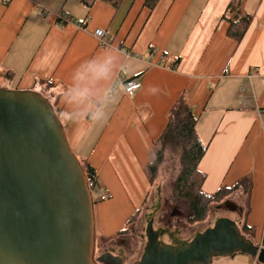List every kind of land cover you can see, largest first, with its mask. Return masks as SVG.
I'll return each instance as SVG.
<instances>
[{"label": "crops", "instance_id": "0c3cea01", "mask_svg": "<svg viewBox=\"0 0 264 264\" xmlns=\"http://www.w3.org/2000/svg\"><path fill=\"white\" fill-rule=\"evenodd\" d=\"M145 2L0 0V89L40 94L42 85L54 82L51 98L67 145L97 173V250L112 249L115 241L103 238H113L147 202V165L181 99L199 117L197 133L208 146L199 165L206 175L202 191L214 195L249 177L250 192L239 191L247 202L239 223L251 228L248 238L262 247L264 0H239L241 16L252 18L241 42L228 34L233 0H159L153 11ZM63 14L78 24L60 23L57 16ZM99 29L111 40L107 47L94 36ZM105 61L106 77L88 84L82 101L70 102L68 89L81 83L77 72ZM122 79H136L142 88L129 97ZM172 239L168 232L161 240L173 244ZM120 244L125 253L127 240ZM139 244L140 257L146 239L140 236ZM135 255L132 264L140 260ZM212 264L253 261L236 254Z\"/></svg>", "mask_w": 264, "mask_h": 264}, {"label": "water", "instance_id": "95a60500", "mask_svg": "<svg viewBox=\"0 0 264 264\" xmlns=\"http://www.w3.org/2000/svg\"><path fill=\"white\" fill-rule=\"evenodd\" d=\"M94 206L50 102L33 91L0 89V264H125L123 250L96 259ZM222 207L243 212L233 202ZM167 233L148 221L135 264H212L236 254L264 264V247L228 218L180 246L163 243Z\"/></svg>", "mask_w": 264, "mask_h": 264}, {"label": "trees", "instance_id": "16d2710c", "mask_svg": "<svg viewBox=\"0 0 264 264\" xmlns=\"http://www.w3.org/2000/svg\"><path fill=\"white\" fill-rule=\"evenodd\" d=\"M96 1L98 0H83V3L90 6ZM158 2L159 0H146L145 7L150 11H153ZM238 2L239 0H233L227 10V13L235 14L233 19L230 20L231 25L228 34L232 39L241 42L247 34L252 18L250 16H241ZM119 5V2H115L112 6L118 8ZM46 83L49 85L54 84L53 81H48ZM198 121L199 117L191 111L186 100H179L171 109L168 115V124L156 144L157 148H160L154 151L155 158L147 165V173L152 183L157 176L159 167L164 162L165 153L176 151L180 154L181 172L175 182L172 196L175 199H182L188 204L189 214L186 216V224L190 226L204 222L212 209V205L221 202L225 197L239 191L247 194L251 189L250 178L245 177L233 188H222L214 195H207L202 191L203 185L206 181V175L199 170V165L206 155L208 146L204 145L198 136L196 129ZM85 171L88 180L94 181L95 186H97V173L95 169L86 165ZM142 209L143 208L135 212L133 216L129 218L126 222L127 229L120 231L117 234V239L110 241L119 239L123 240V237L129 234V227L139 216ZM175 227L178 226L175 225ZM240 230L242 235L249 239L248 235L251 232V228L246 223L240 227ZM175 234L178 235L180 232L177 231ZM172 240L174 241L173 244L175 246H180L187 242L177 240V238L174 237ZM106 243H108V241ZM262 246L264 247V239Z\"/></svg>", "mask_w": 264, "mask_h": 264}, {"label": "rangeland", "instance_id": "374dc122", "mask_svg": "<svg viewBox=\"0 0 264 264\" xmlns=\"http://www.w3.org/2000/svg\"><path fill=\"white\" fill-rule=\"evenodd\" d=\"M56 90L57 89L54 84L51 85L45 84L42 85L40 94L43 95L53 106L54 102L53 99L51 98V95H54ZM159 148H156L154 151H156ZM154 158L155 157L153 156L152 160H154ZM82 166L85 171V165ZM180 172H181L180 154L177 153L176 151L166 152L164 156V162L159 167L154 182L151 183L152 188L148 201L143 206V209L140 212L139 216L129 227V234L123 237L128 242L127 250L125 251V255L127 257V261L125 262V264H132L133 255L136 254V251L138 252V254L135 255V259L137 260L141 258L143 251L141 252V255L139 257V252L141 250L139 240H140V236H145V229L147 227L148 221L150 220L154 221L155 230L163 229L172 234H175V232L177 231L180 232V234L178 235L175 234L173 235V237L176 236L180 241L183 242L192 240L197 233L203 232L205 229L213 227L216 221L222 218H228L234 221L235 223H237L239 228L241 227L239 223L241 213L231 212L222 207L227 202H233L244 211L247 202L245 199V195H243L241 192L233 193L222 199L221 202L212 205V209L204 222L197 225H191V226L187 225L186 216L189 214L188 204L184 202L182 199H175L172 196L175 182L178 176L180 175ZM92 195H93L94 204L101 201L100 200L101 195L99 191L94 189L92 191ZM220 207H222V209H219ZM175 225L178 227H175ZM126 229L127 228L125 224V226L121 230H119V232L124 231ZM117 234L110 240L117 239ZM248 236H250V234ZM100 239L101 237L98 240L100 241ZM110 240H106V238H103V241L105 243L107 241L109 243ZM120 240L121 239L115 240L113 244L111 243L112 245L110 247L112 249H115V253L121 250V249L119 250V247L117 246V243H120L122 241ZM253 241L256 242L255 238ZM105 248H109V246L108 247L106 246ZM103 251L104 249L97 250L96 248V253H95L96 259L99 258L106 250L104 252ZM115 253L113 255H115ZM251 260L253 261L254 264L255 259L251 258Z\"/></svg>", "mask_w": 264, "mask_h": 264}, {"label": "clouds", "instance_id": "9594fccd", "mask_svg": "<svg viewBox=\"0 0 264 264\" xmlns=\"http://www.w3.org/2000/svg\"><path fill=\"white\" fill-rule=\"evenodd\" d=\"M109 63L110 61H105L103 63L89 62L83 71H78L75 79L81 83L68 89L71 97L70 102H79L86 98L89 91L87 85L105 78L110 70L108 66ZM81 84L84 86H81ZM93 118L96 117L94 116Z\"/></svg>", "mask_w": 264, "mask_h": 264}, {"label": "built area", "instance_id": "2783aa9c", "mask_svg": "<svg viewBox=\"0 0 264 264\" xmlns=\"http://www.w3.org/2000/svg\"><path fill=\"white\" fill-rule=\"evenodd\" d=\"M8 2L9 0H3V3L5 5H7ZM57 17L60 23L62 24H69V23L78 24V22H74V20H72V18H70L67 14L59 15ZM94 36L99 41L101 47H107L111 43V40L107 38L104 30H101V29L96 30V32L94 33ZM120 83L123 84L124 92L129 97H134L137 94V92H139L140 89L142 88V83L136 79H132V80L122 79L121 81H119V84ZM88 185H89V189L91 190V192L94 189H96L94 181L88 180ZM254 264H258L257 260H255Z\"/></svg>", "mask_w": 264, "mask_h": 264}, {"label": "flooded vegetation", "instance_id": "af4514ba", "mask_svg": "<svg viewBox=\"0 0 264 264\" xmlns=\"http://www.w3.org/2000/svg\"><path fill=\"white\" fill-rule=\"evenodd\" d=\"M121 241V240H120ZM120 244V243H117V245ZM122 249L121 247H119V250ZM119 252H116L115 255H118Z\"/></svg>", "mask_w": 264, "mask_h": 264}]
</instances>
